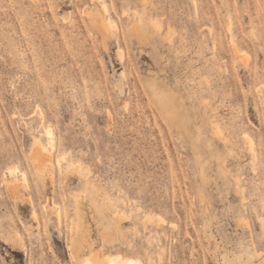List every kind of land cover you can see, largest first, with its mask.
I'll use <instances>...</instances> for the list:
<instances>
[{
	"label": "rangeland",
	"instance_id": "rangeland-1",
	"mask_svg": "<svg viewBox=\"0 0 264 264\" xmlns=\"http://www.w3.org/2000/svg\"><path fill=\"white\" fill-rule=\"evenodd\" d=\"M91 250L264 264V0H0V264Z\"/></svg>",
	"mask_w": 264,
	"mask_h": 264
},
{
	"label": "bare ground",
	"instance_id": "bare-ground-1",
	"mask_svg": "<svg viewBox=\"0 0 264 264\" xmlns=\"http://www.w3.org/2000/svg\"><path fill=\"white\" fill-rule=\"evenodd\" d=\"M102 7H103V14L94 15L93 18L98 30L102 34L106 35V33L109 32V30L115 26V21L110 16L104 15L109 10L105 2H103ZM234 49L238 51L236 43H234ZM44 131H45L44 136H46L49 140L48 141L49 146L45 144L43 137L36 136L33 141V148L31 152V159L34 164L35 172L42 181H45L46 177L50 176L51 167L55 161V156L53 154V151L55 149L53 129L49 126H46ZM244 137L249 145L253 144L252 136L249 133L246 132L244 134ZM11 171L14 170L11 168ZM25 175L22 176L24 177ZM8 188L10 189L11 192H15L19 188V183L17 179L12 178V180L9 181ZM83 240H84L83 237L79 234L78 242L82 243ZM94 252L93 253L91 252V254L85 256L84 258L82 257V261L84 262V264H149L147 262L148 260L145 261V259L139 256H132V255L127 256L120 252H103V253L102 252L98 253L99 251H94Z\"/></svg>",
	"mask_w": 264,
	"mask_h": 264
}]
</instances>
